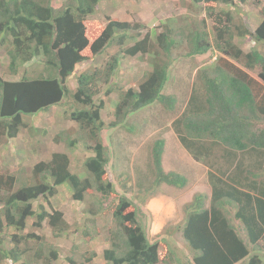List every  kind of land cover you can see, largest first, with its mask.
<instances>
[{
	"label": "trees",
	"instance_id": "16d2710c",
	"mask_svg": "<svg viewBox=\"0 0 264 264\" xmlns=\"http://www.w3.org/2000/svg\"><path fill=\"white\" fill-rule=\"evenodd\" d=\"M100 1L0 0V47L6 49L9 72L16 74L20 67L28 68L36 61L42 66L37 77L24 74L17 81L0 78V143L16 138L26 128L25 117L68 104L71 110H64L63 115L74 127L62 130L56 140L64 143L66 150L80 151L75 156L71 151L53 152L48 160L36 162L23 179L0 169V264L3 260L18 263L24 257L28 248L20 249V242L40 240L34 233L20 234L28 218L34 220L32 226L37 229L46 222L56 238L69 232L61 211H48L42 204L36 210L32 206L39 198L46 202L54 197L58 188L66 189L76 202H84L92 193L99 195L94 205L83 210L91 217L104 210L105 200L115 197L107 207L113 226L108 231V247L102 252L105 264H185L168 248L165 237L150 241L142 211L125 195L130 191L127 181L121 184L123 194L115 195L109 172L114 155L110 147L114 144H107L101 135L103 102L95 103L103 92L101 85H109L115 77L121 59L141 54L149 56L151 70L137 89L118 90L113 120L107 127L133 134L136 128L127 123L128 116L154 103L174 111L175 96L163 91L173 51L183 38L187 39L189 56L211 49L220 54L213 68L200 70L186 107L171 124L186 153L207 167L210 195L195 193L183 206L181 223L168 234H180L191 252L188 264H264V53L255 48L244 52L234 43L236 37L264 42V7L259 12L260 22L251 29L245 21H233L230 10L217 11L218 6H232L235 0H189L191 6L202 5L210 17L212 41L204 30L195 28L186 33L168 25L162 32L153 30L152 40L149 33L138 39L137 31L143 24L106 17L103 29L90 42L85 21ZM129 42L130 46L122 48ZM112 46L119 49L103 67L77 74L76 88H69L71 75L89 60L84 50L95 57ZM229 59L242 63V68ZM245 69L257 71L261 83ZM111 90L107 88L104 95ZM164 150L163 138L153 142L149 176L145 172L137 179L138 192L144 195L137 199L143 204L155 196L149 194L153 189L162 185L183 189L188 184L185 176L163 170ZM78 156L79 167L72 161ZM219 169L222 171H215ZM82 233L89 239V230ZM7 243L12 246L7 248ZM95 255L83 256L84 263ZM49 256L44 264L61 257L57 250L49 251ZM34 257L41 260L40 248ZM64 260L76 264L71 256Z\"/></svg>",
	"mask_w": 264,
	"mask_h": 264
},
{
	"label": "rangeland",
	"instance_id": "374dc122",
	"mask_svg": "<svg viewBox=\"0 0 264 264\" xmlns=\"http://www.w3.org/2000/svg\"><path fill=\"white\" fill-rule=\"evenodd\" d=\"M64 0H56V2ZM264 7V0H245L244 3L234 1L232 6H221L220 8L230 10L235 22L245 21L251 29H254L260 22V10ZM116 19L119 21L143 24L138 32V39L149 33L150 40L153 39L152 31L162 32L168 25L175 31L184 30L186 33L192 29L204 30L208 33L210 41L213 37V27L210 17L202 5L191 6L189 0H101L97 10L86 21V36L92 42L101 32L105 24V18ZM136 34V32H134ZM186 38L180 41V45L173 51L171 64L168 71V81L164 88L165 94H170L176 98V108L174 111L167 110L159 103H154L146 108L128 116L127 123L133 124L136 128L133 134L127 133L123 128H108L107 125L113 120L114 102L118 99V90L133 88L137 89L143 81L146 74L151 70L150 58L148 55L138 54L134 57H123L120 61V67L115 77L107 86L101 85L104 92L111 88L109 95L100 94L95 98V103L102 101L100 109V118L104 124L101 132L105 142L111 141L110 149L114 154L109 163V172L111 180L115 186V195L123 194L121 184L125 181L129 184L128 193L125 195L143 213V223L147 232L153 228L155 235H149L150 241L160 240L162 237L167 239L168 248L175 252V256L188 264L191 252L183 242L179 233L168 234L177 224L181 223L183 218V206L188 203L195 193H204L210 195V187L206 180L207 167L200 162H195L181 147L176 135L172 130V121L180 116L186 107L193 84L198 82L200 70L211 69L215 65V59L220 54L211 49L202 55H187L188 47ZM236 46L244 52L252 48L264 53V42L254 43L246 38H234ZM132 42L125 43L122 48L130 46ZM117 46L110 47L107 52L92 57L89 50H84L83 54L89 60L81 64L77 71L71 75L67 85L71 89L76 88V75L83 71H91L95 67L101 68L111 55L117 52ZM5 48L0 47V78L8 81H17L24 74L29 77H37L42 71V66L36 61L28 68L20 67L16 74H11L8 70V58L5 54ZM232 64L241 67L242 63L234 62ZM258 83L257 71L247 70ZM65 100L63 101L64 104ZM70 102V101H69ZM71 110L68 104L52 106L47 111L39 112L31 117H25L26 128L20 130L16 138L10 139L5 143H0V169H7L17 179H23L30 172L31 167L38 161L48 160L53 152L71 151L75 156L78 149H67L64 143L58 142L57 136L62 130L74 127L70 119L63 115L64 110ZM37 128L38 131H33ZM164 139V154H162V168L165 172L174 171L185 176L188 184L183 189H177L166 185L160 186L158 190H151L155 196L146 199L143 204L137 198L144 196L138 192L136 187L137 179L148 173V165L151 162V146L157 139ZM81 146V145H80ZM80 152V151H79ZM82 156V154H81ZM80 156L72 157L74 165L80 166L78 162ZM250 162V159L248 158ZM264 169V162L262 164ZM264 171V170H263ZM128 172L124 176V173ZM138 172V173H136ZM123 174V175H121ZM150 179L152 176L150 175ZM148 183H146L147 185ZM65 185L68 189L67 184ZM16 189V187H15ZM147 196V195H146ZM100 196L96 193L87 195L84 202L73 201L71 195L66 189L58 188L54 197L46 202L42 198L32 203L36 210L39 204H42L46 210L56 209L63 213L64 219L68 222L69 232L56 238L52 234L51 228L45 222L40 229L32 226L33 219H27L26 228L20 234L34 233L40 238L28 242H20L19 248L27 247L28 250L24 257L18 262L13 263L10 260H3L1 264H44L49 258V251L57 250L61 257L49 264H68L64 258L73 257L76 264H105L102 252L108 247V231L113 226L111 213L108 206L115 197L111 196L104 201V210L97 215L92 216L83 210L89 205H94ZM208 203V202H207ZM106 207V208H105ZM237 223V222H236ZM238 224V223H237ZM89 230V239L83 236V230ZM73 231V232H72ZM6 237L8 234L5 232ZM154 234V233H153ZM12 245L6 244L7 248ZM41 249L42 258H35L37 249ZM92 252L96 255L93 259L84 263L83 256L88 257ZM162 250H160V253ZM174 264V263H173Z\"/></svg>",
	"mask_w": 264,
	"mask_h": 264
},
{
	"label": "crops",
	"instance_id": "0c3cea01",
	"mask_svg": "<svg viewBox=\"0 0 264 264\" xmlns=\"http://www.w3.org/2000/svg\"><path fill=\"white\" fill-rule=\"evenodd\" d=\"M216 172H219V171H222V169H219V170H215ZM149 233L151 234V235H155L156 234V232L155 231H153V228L149 231ZM154 233V234H153ZM182 263H184V262H182ZM174 264H177V263H174Z\"/></svg>",
	"mask_w": 264,
	"mask_h": 264
}]
</instances>
